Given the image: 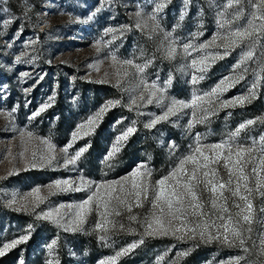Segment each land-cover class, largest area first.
Wrapping results in <instances>:
<instances>
[{"label": "rangeland", "instance_id": "rangeland-1", "mask_svg": "<svg viewBox=\"0 0 264 264\" xmlns=\"http://www.w3.org/2000/svg\"><path fill=\"white\" fill-rule=\"evenodd\" d=\"M157 2L0 0V245L29 236L25 243L0 257V264H101L140 240L139 225L133 224L136 234L117 231L102 241L95 228L98 215L93 212L81 230L65 231L63 226L44 219L43 213L79 203L88 193L58 192L50 187L56 180L78 182L83 177L96 183L117 181L146 165L155 182L189 151L197 134L205 138V143H215L242 122L264 120L261 83L251 103L221 110L208 123L189 128L191 110L185 109L152 128L144 127L152 118L150 114L159 115L162 110L155 105L130 109V93L125 89L134 87L135 79L129 76L121 87L116 86L119 65L111 59L113 52L119 60L137 64L151 58L153 63L146 70L149 82L158 77L163 83L171 75L169 97L185 101L242 71H234L239 48L213 63L197 84L191 83L187 69L181 70L185 64L182 56L177 55L174 60L163 58L165 32H172L181 45L210 40L218 31V6L225 0H190L187 5L185 0H170L159 14L162 31L151 33V21L149 28H137V22L146 20ZM138 12L143 16H138ZM255 67V63H250L245 78L225 92L222 99L247 94ZM113 102L118 103L108 106ZM44 105L49 106L35 115ZM95 117L98 119L94 130L84 135L87 128L81 130L80 125ZM133 126L136 131L120 142L118 152L109 156L117 138ZM78 130L80 135L73 141ZM28 132L34 134L33 138H28ZM248 133L252 137L264 134V123L258 122ZM42 139L55 146L59 165L30 167L32 152L46 147ZM68 145L69 153L86 150L75 165L65 168L62 150ZM36 188L45 197L38 206L31 195ZM14 197L18 203L10 206ZM255 203L259 207L264 201L257 199ZM25 204L28 207L22 208ZM148 207L146 204L144 208H133V213L143 216ZM261 216L264 213L257 212V218ZM114 219L128 224L127 214ZM253 228L254 238L264 231L258 223ZM185 252L188 254L182 255ZM240 254L239 249L217 241L145 237L143 244L121 256L117 264H161V258L162 264H226ZM254 258L255 255L249 257Z\"/></svg>", "mask_w": 264, "mask_h": 264}, {"label": "snow or ice", "instance_id": "snow-or-ice-1", "mask_svg": "<svg viewBox=\"0 0 264 264\" xmlns=\"http://www.w3.org/2000/svg\"><path fill=\"white\" fill-rule=\"evenodd\" d=\"M169 2L170 0H159L147 19L142 18L135 26L143 31L149 28L151 21V33L162 31L159 14ZM189 2L190 0H185L186 5ZM137 15L143 16L140 12ZM217 17L218 31L203 43L187 42L181 45L172 32L164 33L167 44L162 49L163 58L174 60L177 55L182 56L185 64L181 70L187 69L191 73L192 84L203 80L208 69L217 60L230 55L237 48L240 49L234 71L241 69V72L222 79L207 92L193 94L187 101L169 97L168 89L173 79L171 75L163 83L158 77L149 82L146 70L153 63L151 58L143 64H137L133 60L121 61L112 53L113 63L119 65L116 86L121 87L122 81L129 76L135 79V86L125 89L130 93V109L138 110L146 105H155L162 110L159 115L150 114L152 118L144 127L152 128L185 109H190L191 121L188 127L192 128L197 123H208L221 110L243 107L256 98L258 85L264 83V0H225L224 4L218 6ZM250 63H255L256 67L252 69L254 79L247 94L222 99L225 92L245 78ZM120 68H123L122 72ZM115 103L118 102L108 106H114ZM48 106L41 107L35 115L45 111ZM138 114L144 115L140 112ZM97 119L95 117L86 125H80L81 130L87 128L84 135L94 130ZM258 122L264 123V120L249 119L242 122L226 138L215 143H205V138L197 134L189 151L177 159L167 175L155 182L146 165L136 168L117 181L96 183L83 177L78 182L70 179L56 180L50 187L58 192L86 191L88 194L79 203L61 205L60 208L43 213V218L63 226L65 231H77L96 212L98 221L95 228L101 233L102 241L117 231L136 234L133 224L139 225L140 240L101 261V264H117L121 256L143 244L145 237L160 236H172L180 241H217L223 246L239 249L241 253L229 259L226 264H264V231L253 237L254 224L264 227V216L257 218V212L264 213V203L259 207L255 203L257 199L264 201V134L252 137L248 133V129ZM135 131L134 126L127 127L117 138L109 156L118 152L120 142L126 141ZM33 135L32 132L27 133L29 139ZM79 135L78 130L73 134L72 140L75 141ZM41 142L46 147L32 152L30 167L59 165L55 146L47 139H42ZM70 147L68 145L62 150L65 168L75 165L86 150L80 148L69 153ZM40 192L41 189L36 188L31 193L36 200L35 206L45 200ZM17 203L18 200L14 197L10 206ZM146 204L149 207L143 216L133 213V208H144ZM26 207L27 204L22 205V208ZM65 208L71 211L62 212L61 209ZM124 214H127V226L114 219ZM28 239V235H23L9 243H3L0 245V257ZM253 255L255 258L249 259ZM162 260L163 258L161 264Z\"/></svg>", "mask_w": 264, "mask_h": 264}]
</instances>
